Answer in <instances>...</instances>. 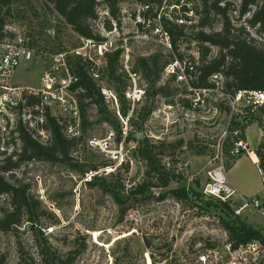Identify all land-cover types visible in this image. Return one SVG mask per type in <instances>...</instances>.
Segmentation results:
<instances>
[{
  "label": "rangeland",
  "instance_id": "rangeland-1",
  "mask_svg": "<svg viewBox=\"0 0 264 264\" xmlns=\"http://www.w3.org/2000/svg\"><path fill=\"white\" fill-rule=\"evenodd\" d=\"M176 1L189 3L190 8L195 2L164 0L158 14L176 18L175 23L186 26L183 38L178 43V52L191 58L196 54L199 58V46L194 40L196 30L191 28L195 19L189 13L185 16L181 8L176 9ZM230 3L235 8L231 21L238 28L243 22L236 20L240 0H230ZM12 9L15 10L14 17L8 23L7 31L14 34L16 39L25 40L32 51L33 60L22 64L11 75L9 82L38 88L48 58L61 51L73 50L81 44L79 38L63 27L53 14L44 11L40 0H15ZM119 9V16L110 32L103 29L105 12L102 8H99V18L93 24L104 41L111 42L109 53L120 51V64L127 56L130 70L141 58L157 56L161 65L170 61L171 54L151 31V27H157V19L150 21L149 28L140 24V29L134 17L144 11L142 5L136 0H127L120 4ZM126 14L130 15V19L126 18ZM190 16V21L184 18ZM219 29L220 25L215 23L213 30ZM141 34L147 37H136ZM242 36L264 43V32L257 33L255 29L245 28ZM16 39L13 42L12 39L4 41L14 44ZM216 53L217 50L211 48L209 56L213 57ZM105 64L103 59L100 65ZM100 74L102 81L98 85L109 89L103 70ZM137 74L136 86L143 94L131 108L139 111L143 107H153L141 132L155 146L156 153H161L158 159L174 176L169 186L166 189L147 188L142 195H134L132 199H126L125 193L105 189L104 183L114 184L116 179L124 186V190L155 182L152 175L145 176V167L132 156L136 145L134 142L122 145L123 160L128 170L123 169L119 173L115 171L117 167L114 168L108 153L85 145L90 138L106 141L110 133L114 136V143L109 150L118 145L115 128L100 122L97 109L91 106L87 111L90 126L86 128L83 147L80 145L71 154L72 162H28L16 171L15 178L29 185L30 195L33 201L39 203V208L31 224L24 219L23 224L15 230L0 232V257H4L3 264H19L21 258L27 263L33 260L37 264L40 259L37 256L38 242L47 246L55 258L73 259L71 264H145L146 252L152 255L156 263L171 251L185 253L216 245L223 238L221 222L229 221L231 217L218 205L214 208L216 203L204 197L201 190L208 171L218 164L219 158L227 179L240 184L246 192V198L261 196L264 191L263 178L251 162H247L240 171H229L227 167L231 161H228L225 153L227 141L224 142L223 135L230 113L219 108L221 104L223 108L227 107L220 91L199 96L188 94L160 73L155 89L161 88L162 93L150 95L146 99L144 92L149 91V84L142 73ZM125 99L130 101L126 94ZM192 99L199 100V107L191 106ZM181 100L186 101L187 105ZM106 104L119 122L120 130L126 128V133L131 131L135 134L127 126V119L121 118L119 106L115 108L114 105ZM259 110L255 112L258 115ZM130 114L131 111L128 116ZM260 117L264 135V115L260 114ZM256 135L255 128L249 130L250 141L254 142L252 139H256ZM137 139H142L141 133ZM261 143L264 145V136ZM12 147V152L19 149L17 142H13ZM253 150L254 145L250 144L248 151ZM101 164L108 166L101 169ZM90 165H98L99 169L95 173L86 172L82 175L80 170L85 171ZM174 189L179 191L182 198L160 199L166 191ZM118 200L124 204L119 205ZM7 203V198L0 199V209H7ZM122 209H125L123 217ZM239 218L246 225L264 233V221L258 214L246 211ZM145 241L149 247L145 246Z\"/></svg>",
  "mask_w": 264,
  "mask_h": 264
},
{
  "label": "trees",
  "instance_id": "trees-1",
  "mask_svg": "<svg viewBox=\"0 0 264 264\" xmlns=\"http://www.w3.org/2000/svg\"><path fill=\"white\" fill-rule=\"evenodd\" d=\"M15 0H0V45L11 44L5 39H16L14 34L7 31V26L14 17V9L12 5ZM44 11L53 14L63 27L68 28L78 38L94 40L102 42L104 39L98 31L93 27L95 21L99 18L98 10L102 8L105 12V21L103 29L110 32L113 22L117 20L121 3L127 0H40ZM140 5L145 7L141 13L143 21L156 20L162 30L168 35L169 44L172 53L176 58H181L182 54L178 52L179 42L183 38L186 26L177 24L175 19L169 16H159L160 9L164 0H136ZM176 6L180 5L182 12H188L185 6L176 1ZM174 9V8H173ZM195 19V24L192 25L195 31L194 40L198 44L199 57V78L196 88L201 90H214V85L209 82L213 75H220L222 85L220 93L222 98H233L238 92H255L264 91V43H258L253 38L243 37L245 28L256 30L257 33L264 32V0H240L237 9V22H243L236 28L231 21V14L235 12V8L230 3V0H195L189 10ZM187 21H190L188 17ZM215 23L220 25L218 31L213 30ZM138 28H142L140 24ZM25 41V40H24ZM26 47H29L24 43ZM29 45V44H28ZM32 44H30L31 46ZM211 48H215L217 53L210 57ZM105 67L103 69L108 88L114 93L117 104L119 106V114L121 118L127 119L126 124L131 130L127 132L125 137H122V129L115 118L114 114L107 108V104L100 93V88L93 83L88 72L90 64L83 62L79 58H68V68L71 74L79 78L80 85L83 86V95L77 98L79 115L82 125V135L78 139L67 138L63 133L64 123L48 117L46 121V129L49 133V138L46 144H40L34 140L30 133L20 128L18 130L17 140L19 149L12 152L9 156L0 159V199L7 198V209H0V232L7 233L15 230L23 224V220L30 224L35 219V212L39 208V203L33 201L30 195L29 185L23 184L15 178V173L24 164L28 162H46V163H69L73 159L71 154L76 152L79 146L84 144L86 128L90 126L88 121L87 111L91 106L97 109L100 122L106 123L115 128L116 143H120L123 139V145L134 142L136 145L133 148L132 156L145 167V176L154 177L155 183H142L136 187H130L124 190V186L118 183L117 179L114 184H105V189L110 191H118L121 194H126V199H132L134 195H142L147 188H162L166 189L171 180L174 178L165 166L161 164L156 153L155 146L150 144L147 138L142 134L144 123L152 113L153 107H143L139 111L131 108V104L125 99V93L128 88L126 77L122 72L120 64V51L109 53L104 56ZM157 56L149 58H141L134 65L132 71L142 73L143 77L149 84V91L144 92L146 99L150 95H158L162 93V89H155L159 82V75L162 68L167 62L159 64ZM161 65V66H160ZM151 92V94H150ZM186 106L187 102L181 100ZM34 102V101H33ZM227 102V101H226ZM219 106L220 109L229 113L228 107ZM131 114L128 116V112ZM264 115V108H260L259 115L256 113H248L241 120V124H237L240 120L238 117H231V121L227 128V136L225 138L226 148L225 153L228 161L233 163L238 157L229 155L232 143L236 138L232 137L233 132L239 131V138L245 140L244 131L251 124H256L261 129V117ZM262 130V129H261ZM141 133L142 139H137V135ZM86 145V143H85ZM83 147V146H82ZM163 148V145H160ZM258 158V168L264 172V145L260 143L256 150ZM242 155V154H241ZM231 163L227 165L230 168ZM122 164L116 168L117 173L120 170H128V166ZM108 165L101 164L100 168H105ZM99 169L98 165H90L85 171L80 170L83 175L86 172H96ZM226 172V170H225ZM116 175V174H115ZM117 177V175L115 176ZM180 199L177 189L168 190L162 198ZM122 205L121 201H117ZM125 202V201H123ZM215 202V201H214ZM214 208L217 205L224 209L231 217L229 221H222L221 227L227 235L229 241L235 244H244L252 240H260L264 244V233L253 229L246 225L239 217L235 216L232 210L226 204L215 202ZM125 209L121 210V217L124 215ZM39 253L37 256V264H71V258L66 259L55 258L50 253V249L41 242L37 244ZM145 246L149 247V243L145 241ZM4 263V257H0V264ZM19 264H34L25 261Z\"/></svg>",
  "mask_w": 264,
  "mask_h": 264
},
{
  "label": "built area",
  "instance_id": "built-area-1",
  "mask_svg": "<svg viewBox=\"0 0 264 264\" xmlns=\"http://www.w3.org/2000/svg\"><path fill=\"white\" fill-rule=\"evenodd\" d=\"M185 6L188 12H183L185 16L189 11V3H179ZM175 8L180 9L179 6ZM145 9V7H144ZM187 14V15H186ZM188 17V18H191ZM130 19V15L126 14ZM137 24L149 28L150 21H143L141 16L134 17ZM182 24V23H179ZM154 35L158 36L161 43L171 54L168 61L162 68V77L172 80L188 94L202 95L210 92L220 91L222 78L220 75H213L209 82L214 85V90H201L195 87L199 78V58L196 54L192 56L182 55L176 58L172 53L168 35L161 26L151 27ZM136 37H147L146 34ZM80 46L70 50L61 51L48 58L45 68L42 70L40 85L38 88L23 87L11 84V75L25 63L33 60L32 51L24 45V39L17 38L14 44L3 45L0 49V159L12 153V143L17 142L18 130L22 128L31 134L32 138L40 144H46L49 133L46 129L48 117L55 118L64 123L63 133L67 138L78 139L82 135V125L79 115L77 98L83 95V86L80 85L79 78L71 74L68 68V58H79L83 62L90 64L88 76L90 80L100 88V93L105 102L118 108L117 99L114 93L98 84L102 81L100 72L105 66L100 65L104 56L109 53L111 42L79 38ZM128 57L125 56L121 68L128 82L126 97L129 103L134 105L141 99L142 91L136 86L138 74L129 69ZM229 109V120L223 135V140L227 136V128L231 117L240 118L237 124H241L242 118L248 113H255L258 109L264 108V91L238 92L233 98L225 97ZM34 101V102H33ZM191 106L199 107V100H191ZM118 113V111H117ZM239 131H235L232 137L236 140L232 143L229 155L231 157L241 156L248 153L244 140L239 138ZM126 128L122 131L125 137ZM12 139V141H11ZM114 143V136L109 134L106 141L90 138L86 141V146L102 153H108L114 168L120 167L124 163L122 155V141L109 150ZM249 154V153H248ZM218 159V158H217ZM95 173V172H94ZM262 184L264 188V172ZM202 195L215 202L226 204L237 217L244 212L258 214L264 221V191L260 197L246 198L240 195L229 183L221 158L218 164L207 173L206 183L202 187ZM145 264H264V244L260 240H252L244 244H235L229 241L225 232L221 242L216 245H209L203 249H193L185 253L171 251L160 262L154 263L152 255L148 252L144 255Z\"/></svg>",
  "mask_w": 264,
  "mask_h": 264
},
{
  "label": "crops",
  "instance_id": "crops-1",
  "mask_svg": "<svg viewBox=\"0 0 264 264\" xmlns=\"http://www.w3.org/2000/svg\"><path fill=\"white\" fill-rule=\"evenodd\" d=\"M255 128L256 130V139H252L254 142L250 141V138L248 136L249 130H253ZM263 132L262 130L256 125V124H251L250 126H248L245 131H244V137H245V143L247 146V150L250 149V144L254 145V150L253 151H247L248 153H242V155L240 157H238L233 163H231L230 165V170L229 171H240V168L244 167L245 164H248L249 162H251V164L254 165V167L256 168L258 174H260V170L258 168V158L256 156V150L258 148V146L260 145V143L263 141ZM248 162V163H247ZM243 178H245V176H243ZM229 181V180H228ZM229 183L234 187V189L243 197H247L246 192L244 190V188H242L240 186V184L237 185L235 184V182L229 181Z\"/></svg>",
  "mask_w": 264,
  "mask_h": 264
}]
</instances>
